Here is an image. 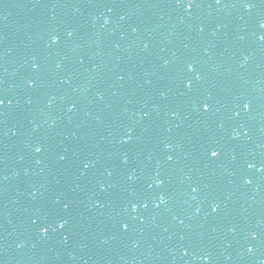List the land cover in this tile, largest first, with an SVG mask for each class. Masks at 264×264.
<instances>
[{
	"label": "water",
	"instance_id": "1",
	"mask_svg": "<svg viewBox=\"0 0 264 264\" xmlns=\"http://www.w3.org/2000/svg\"><path fill=\"white\" fill-rule=\"evenodd\" d=\"M0 100V264H264V0H0Z\"/></svg>",
	"mask_w": 264,
	"mask_h": 264
},
{
	"label": "snow or ice",
	"instance_id": "2",
	"mask_svg": "<svg viewBox=\"0 0 264 264\" xmlns=\"http://www.w3.org/2000/svg\"><path fill=\"white\" fill-rule=\"evenodd\" d=\"M195 2H196V0H187V3L189 5H193V4H195ZM217 2H219V0H217ZM53 42L55 43V41H53ZM2 103H3V101L0 100V104H2ZM247 107H248V105H245V108H247ZM204 110L207 111L208 110L207 107H205ZM37 151H39V149H37ZM210 155L212 157H216L218 155V153L215 150H212L211 153H210ZM194 191H195V189H194ZM61 227H63V225H61Z\"/></svg>",
	"mask_w": 264,
	"mask_h": 264
}]
</instances>
